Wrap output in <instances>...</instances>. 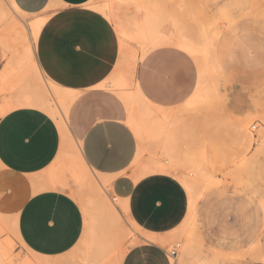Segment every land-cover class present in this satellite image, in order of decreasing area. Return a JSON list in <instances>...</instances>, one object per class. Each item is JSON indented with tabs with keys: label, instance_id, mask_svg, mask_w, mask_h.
I'll return each instance as SVG.
<instances>
[{
	"label": "crops",
	"instance_id": "1",
	"mask_svg": "<svg viewBox=\"0 0 264 264\" xmlns=\"http://www.w3.org/2000/svg\"><path fill=\"white\" fill-rule=\"evenodd\" d=\"M12 2L30 17L26 23L36 17L45 20L35 40L30 32L16 37V28H6L0 37V244L14 247L15 254L29 257L32 264H68L85 230L77 196L88 170L109 177V195L124 203L125 212L119 205L117 209L137 230V241L122 252L118 263L112 260L115 264H174L176 257L170 258L167 249L173 238L189 247L183 256L200 250L179 230L196 233L205 191L194 200L175 176L185 173L175 163L167 172L151 166L134 177V161L141 147L148 150L140 155L147 166L188 151L204 155L205 171L219 179L214 173L223 157H210L215 147L228 157L244 155L246 129L252 142L260 137L255 149L264 146V15L258 12L259 0ZM186 12L191 13L188 25L182 17ZM27 38L29 46L16 48ZM3 47L14 49L12 56ZM203 58L214 60L215 74L211 68L204 71ZM209 79L216 85L208 86ZM41 86L51 93L68 136H63L58 118L37 103ZM51 87L66 94L65 113ZM129 93H136L154 117H160L157 139L141 143L127 123L122 94ZM248 161L246 157L227 165L229 187L245 179ZM146 235L165 241L161 244ZM202 236L208 240L205 233ZM239 254L252 260L241 264H264L258 243Z\"/></svg>",
	"mask_w": 264,
	"mask_h": 264
},
{
	"label": "rangeland",
	"instance_id": "2",
	"mask_svg": "<svg viewBox=\"0 0 264 264\" xmlns=\"http://www.w3.org/2000/svg\"><path fill=\"white\" fill-rule=\"evenodd\" d=\"M226 1L227 0H214L215 3ZM259 2L261 3L262 9H264V0H259ZM247 12H249V10H247ZM20 17L23 16H11V18L16 19L20 24L17 29L13 30V34L16 37L22 35L21 33L28 34L27 28H25V22H21ZM182 17L186 25H188L191 19V13H183ZM29 18V16H24L22 20L28 21ZM247 19L248 21H253L250 12ZM9 22L10 19L0 22V37L4 34ZM260 35L262 37V47H264V20L261 23ZM24 46H29V38H27L26 41L17 43L16 48ZM13 50L7 51L5 49V52L12 56L14 53ZM261 61L262 86L260 97L263 115L260 121L264 125V48L262 49ZM258 129H261L259 125L256 130ZM259 140L260 137L257 139L254 138L252 144L248 147L246 144L244 155L242 154L237 158L228 157L225 150L217 147L214 148L210 157L215 158V160L219 157H223V161L222 163H216L217 170H215L214 175L220 177L218 183L215 184V186H210L211 188L208 187L209 189L207 188L202 196L205 202L203 205L204 212L200 219L196 220V236L198 240L195 241V244L198 245L196 247H201V249L195 250L191 255L183 256L181 254L184 253L181 245L182 241L178 238H173L167 249L170 250L173 246L179 245L174 264H241L252 260L248 256H243L244 258L240 257V259L238 254L246 252L250 245L257 243L264 252V204H262L264 203V143L262 145L263 147L260 149H255L253 147L254 143H256L257 147ZM143 152H148V150L144 149ZM246 157L249 160L247 164L250 165V168L249 171L245 172V179L236 186L229 187L231 183L225 180L228 176L225 174L224 170L227 169L228 164L235 166L238 160L245 159ZM138 164H141V160H139ZM179 166L185 170L182 163H179ZM136 167L137 164H135V168ZM231 174L237 176L239 172L233 171ZM95 176L97 178L99 177L97 175ZM106 189L108 196H110L109 186H107ZM89 196H91L90 192L78 190L79 200H83ZM109 199L112 201L111 196ZM119 216L124 229L119 228L117 232L120 239H118V244L114 251L117 254L126 251L127 248L131 247L137 241V230L128 222L126 217L123 215ZM127 223L130 226V230L129 227H127ZM203 233L207 235V241L203 239ZM131 234H134V236H131ZM83 253L84 250L81 247L75 248L67 257L68 264H89L84 260ZM10 255L14 261L27 258L26 256L15 254L14 247H11ZM106 263L115 264L112 260L106 261ZM106 263L91 262L90 264Z\"/></svg>",
	"mask_w": 264,
	"mask_h": 264
},
{
	"label": "bare ground",
	"instance_id": "3",
	"mask_svg": "<svg viewBox=\"0 0 264 264\" xmlns=\"http://www.w3.org/2000/svg\"><path fill=\"white\" fill-rule=\"evenodd\" d=\"M258 12L264 15V9H261ZM12 15H14V16H21L22 15L23 17L26 16V14L24 12H21L15 6V4L12 2V0H0V22L5 21V20L7 21L8 19H10V22L6 28H10V29L16 28L17 29L18 25H20V24L16 19L11 18ZM23 17H20L21 22H25L26 26L28 27V33L30 32L32 39L35 40L45 19L42 17H36V18H34V19H32L26 23L25 20H22ZM21 34L23 36H26L27 33H21ZM206 42H207V40H206ZM209 42H211V39ZM211 44L213 45V43L212 42L210 43V45H209L210 47H212ZM202 47H204V45ZM206 48L204 47L202 49L204 50ZM202 49L199 51H203ZM193 50H195V49H193ZM207 50H205V51L207 52ZM207 54H208V52H207ZM210 57L211 56H207V58H210ZM207 58L205 60L203 58L204 61H201V62H203L202 66L204 67L205 70L203 68H200V69L206 71V69L211 68L209 70H213L212 72H213V74H215L216 73L215 62H214V60H212V59L208 60ZM212 72H211V75H212ZM36 73L38 75V78H40L39 76H41V74L39 73V71H36ZM206 74H208V73L206 72ZM206 76L208 77V75H206ZM212 77L215 78V76H212ZM41 79H42V77H41ZM41 79H40V81H42ZM216 80H217V78L215 79V81ZM213 81H214V79H213ZM215 81L213 83L214 86L216 85ZM204 82H206V80ZM203 83H202V85H204ZM211 83H212V81L210 82V84ZM210 84H208V86H213L212 84L211 85ZM205 85L203 87L207 88ZM46 89H47V87L43 88L42 86L39 89L40 93L38 94V97H37V100H38L37 103L39 105H41L44 109H46L53 117L58 118V122H59L61 129H62L63 136H66V135L68 136V132H67V129L65 127L63 117L59 113V110L54 105V103L52 101L53 97H52L51 93L49 91H47ZM208 90H210V88H208ZM51 91L54 95V98H56L59 101L62 113H65L66 107H67L66 103H65L66 94L64 96L62 94L61 90L54 88V87H51ZM208 94H209V92H208ZM210 95L212 96V92ZM122 97H123V99L127 105V108H128L127 123L134 130L139 141L142 143L145 139H150V140L157 139V137H159L158 132L160 131L159 130L160 124L158 125V122L161 123V121H159L160 117L159 118L157 117L158 119H156V117H154V115H153L154 113L149 109L148 104H146L143 100H141V98L138 97V95L136 93L122 94ZM194 101H195L194 104L197 103V106L201 105L198 102H196V100H194ZM211 101H212V99H211ZM202 103H203V101H202ZM206 104H208V103H206ZM210 104L211 103H209L207 108H206L207 105L205 106L206 110L210 108L209 107ZM197 106H196V108H199ZM201 106H203V105H201ZM186 108H188V107H186ZM188 110H187V113L189 112ZM202 110H204V109H202ZM183 113L180 116H183L184 115ZM170 114H172V113H170ZM170 114H168L167 116H169ZM176 114H177V116L179 115L178 113H176ZM188 114H190V113H188ZM172 115H170V117ZM170 117L169 118L167 117V118L170 119ZM171 118H173V117H171ZM169 123H170V121H169ZM163 125H165V124H163ZM166 127H167V125H166ZM169 127H171V126H169ZM172 127H173V125H172ZM161 130H163V129H161ZM167 130L168 129H166V131ZM165 133L162 132L163 135ZM164 136H162V138ZM245 139H246L245 142H246L247 147H248L250 145V143L252 142V137H251L250 131L248 129H246ZM163 140H164V138H163ZM163 140H161V141H163ZM70 143L72 144V146L74 145L71 140H70ZM173 144L174 143H171V145H173ZM175 147H177V146L173 145L172 149ZM141 148L139 149L138 154H137L135 161H134V164H137V167L133 171L134 177H138L142 174L147 173L149 171V167H151V166H153L156 169L155 171L159 170V171L167 172L168 170L166 171V169H171L170 166L173 165L174 163L177 166H179V163H182V166L185 168V173H181L180 175H175V176H179L178 178L185 185L190 196L194 200L198 199L200 197V195L208 187H210L212 185L215 186V184H217L219 181V179L214 178L210 172L207 173L205 171V169L203 167V163L205 160L204 155L195 156V155H191L188 151L181 157H178V156L172 157L171 156L172 154H170V156L168 157V154H167L166 155L168 157L167 163H161V162H154L153 161L154 163H150L147 166V165H143V164H138L139 160H140L141 151H143V150H141ZM171 151H172L171 153H173L174 150H171ZM164 152H165V150H164ZM167 152H169V149ZM172 169H173V166H172ZM150 170H152V169H150ZM94 174L95 173H90L88 170L85 171L82 188L80 189V190H84V191L86 190V191L90 192L91 196L81 200V206H82L84 217H85V230H84L83 236L81 237L77 247H81L84 250L83 256H84V260L86 262L91 261V262H105L106 263V261L114 260V261H116V263H118L122 253L117 254L114 252L115 247L118 244L117 243L118 239H119L117 232H118L119 228L122 229L124 226L122 225L123 223L121 222V219L119 216L120 213H119V210L117 209V205H119L120 208L124 212H125V206H124V203H122V202H119L117 200L113 201V199L111 201L109 199L110 196H108L107 189H106V187L109 186V177L105 176V175L98 174L97 176H99V177L97 178ZM262 204H264V203H262ZM128 222L132 226L135 227V224L133 223V221L130 218H128ZM127 225H128V223H127ZM127 227H129V230H130V226L128 225ZM179 234L180 235L186 234L189 241H196L197 240V236H196L194 229H190V230H187V229L182 230L181 229V230H179ZM131 236H134V234H131ZM146 237L152 241L159 242L161 244L164 243V241H165L163 238H159L157 236L154 237L152 235L151 236L146 235ZM167 242H168V240H167ZM182 249L186 251L189 249V247H182ZM0 254L3 256L0 259V264H32L31 263L32 261L30 262L28 260L29 257L23 258L19 261H14L11 258L10 247L8 244H5V245L0 244ZM238 256L240 258L241 255L238 254ZM241 257H243V256H241ZM39 264H45V262H40Z\"/></svg>",
	"mask_w": 264,
	"mask_h": 264
},
{
	"label": "built area",
	"instance_id": "4",
	"mask_svg": "<svg viewBox=\"0 0 264 264\" xmlns=\"http://www.w3.org/2000/svg\"><path fill=\"white\" fill-rule=\"evenodd\" d=\"M178 247H179V245H175L168 251L170 258H175L177 256V253H178L177 248Z\"/></svg>",
	"mask_w": 264,
	"mask_h": 264
}]
</instances>
